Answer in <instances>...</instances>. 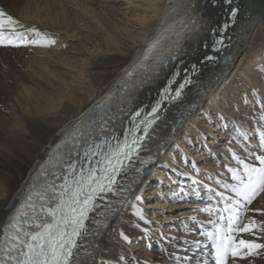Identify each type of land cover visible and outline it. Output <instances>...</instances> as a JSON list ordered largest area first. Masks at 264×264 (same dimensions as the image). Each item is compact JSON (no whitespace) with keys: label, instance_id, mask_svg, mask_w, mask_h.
Returning <instances> with one entry per match:
<instances>
[{"label":"bare ground","instance_id":"1","mask_svg":"<svg viewBox=\"0 0 264 264\" xmlns=\"http://www.w3.org/2000/svg\"><path fill=\"white\" fill-rule=\"evenodd\" d=\"M29 1L32 0H0V8L26 25L21 11L24 6L29 8ZM214 1L99 0L98 21H88L87 25L88 31L98 33L90 40V50L100 59L118 57V63L90 72L87 78L82 76L66 97L57 88H38L35 95L41 100L36 104L18 105L13 94L26 79L25 50L0 46V240L3 225L26 201L29 189L33 185L38 189L43 183L41 166L47 167L49 154L55 156L53 150L57 144L62 140L71 143L73 135L83 140L82 133L91 132L98 137V130L92 128L94 122L99 124L102 119L112 117L109 124L117 128L121 118L128 121L126 113L141 108L148 110L173 73L180 72L175 78L177 83L171 85L177 87L196 62L197 71L191 74L194 80L184 89L181 100H165L166 109L161 107L164 111L161 119L145 141L146 150L140 153L142 157L154 158L142 173L145 182L139 183L135 191L144 188L149 172L161 163L181 169L170 154L172 149L186 151L183 134L198 135L194 118L205 104L220 103L218 99L224 97L230 86L227 77L231 70L236 72L235 76L244 77L247 84L264 75V0H241L243 10L226 30V47L218 52L212 51L213 39L218 35L213 30L227 21V15L225 6L213 4ZM29 18L35 21V15ZM173 54L176 60L171 59ZM205 54H213L217 59L207 61ZM157 56L167 60L168 67L161 65ZM222 83L226 88L219 87ZM52 170L48 168L49 172ZM259 206L264 209V200L257 199L250 207ZM248 215L264 220L261 214ZM145 226L130 207L123 209L106 230L90 224L93 231H99V236L87 235L80 240L81 261L83 264H176L175 257L151 260L154 251L151 248L156 244L146 241L130 248L119 237L123 230L138 242L145 235ZM258 235L264 243V234ZM181 244L186 246L184 242ZM156 246L160 252L165 250L161 245ZM173 248L175 253L182 252L177 246ZM88 252L93 253L91 259L86 255ZM141 255L149 260H142ZM3 257L4 253L0 252V259ZM237 264H264V258L256 256L239 260Z\"/></svg>","mask_w":264,"mask_h":264},{"label":"snow or ice","instance_id":"2","mask_svg":"<svg viewBox=\"0 0 264 264\" xmlns=\"http://www.w3.org/2000/svg\"><path fill=\"white\" fill-rule=\"evenodd\" d=\"M222 3L227 21L213 30L218 33L213 39V52L226 47V30L236 22L243 10L241 0H222ZM55 43L56 38L51 34L35 26H25L0 8V46L49 47ZM171 59L176 60L177 56L173 54ZM204 59L215 61L217 57L205 54ZM157 60L165 68L168 67V61L161 56H157ZM177 75L179 72H174L169 78V86L162 90L150 111L145 113L141 108L126 113L128 121L121 118L117 128L109 124L112 117L102 119L99 124H92V128L99 132L98 137L91 132L82 133L83 140L73 135L71 143L62 140L56 145L53 150L55 156L50 153L47 167L41 166L43 183L39 184L38 189L35 185L29 189L30 195L26 201L15 209L8 218L9 222L3 225L0 252L4 253V257L0 259V264H83L79 252L80 240L87 235L99 236V231H93L90 224L106 230L127 207L133 210L138 221L149 223L143 207L144 196L137 194L135 189L139 183L145 182L142 173L154 157H142L140 153L146 150L145 141L161 119V102L181 100L184 89L192 83L185 75L183 82L171 88L177 83ZM253 92L255 94V90ZM99 107L97 105L96 109ZM253 119L259 126L251 131L242 124L234 125L235 135L232 139L237 141L244 154L234 149L231 142L227 146L231 162L223 165L226 169L224 178L214 181L223 191H216L206 183L202 185L206 206L195 207L191 211L204 213L207 218L201 221L198 215H189L185 219L193 222L195 228L189 229L187 224L185 228L189 231L199 229L198 236L203 239L185 240V251H191L193 256H176V264H192L197 253L203 257L201 264H237L238 260L256 256L264 258V243L257 242L260 239L258 234H264V220L248 215L250 212L264 215V209L250 207L264 193V104H261L260 113ZM172 131L175 132L176 128ZM253 137L258 144L250 148L248 142ZM240 139L245 143L240 144ZM49 167L53 169L51 172L48 171ZM192 169L200 173L195 162ZM181 175L188 176L189 173ZM200 187L201 181L193 178L190 191L181 198H201ZM214 200L215 204L212 203ZM96 216L102 219H96ZM136 227L139 228L140 224L137 223ZM242 234L254 238L247 239ZM119 237L124 242L130 241L123 230L119 232ZM159 239L163 241L167 238L161 234ZM86 255L91 259L93 253Z\"/></svg>","mask_w":264,"mask_h":264},{"label":"rangeland","instance_id":"3","mask_svg":"<svg viewBox=\"0 0 264 264\" xmlns=\"http://www.w3.org/2000/svg\"><path fill=\"white\" fill-rule=\"evenodd\" d=\"M216 2L223 4L222 0H216L213 4ZM98 4L99 0H32L28 9L24 6L21 14L22 21L26 23L25 26H35L42 32L51 34L56 38V43L49 47H22L28 56L26 55V61L24 60L23 63L26 79L21 83L23 85L16 87L13 93L18 105L38 103L41 98L35 95V91L40 88H57L63 96H69L70 88L76 87L82 76L87 78L90 72L118 63V57L110 60L100 59L93 56L90 50V40L98 33L88 31L87 25H89L88 21H98ZM30 15H35V21H31ZM232 71L234 70H231L227 77L231 81L228 83L230 86L227 87L228 91L225 90L224 97L218 99L220 103L217 106L205 104L196 115L197 119L194 118L193 122L199 132L198 135L183 134L182 139H185L187 143L185 144L186 151L172 149L170 154L181 169L163 163L159 164L149 172L144 188L136 192L144 196L143 207L149 223H146L145 235L140 238V241L136 242L130 238L128 245L134 248L133 246L137 243L141 245L148 241L163 246L165 249L163 252L156 250V245L151 248L154 250L151 251L153 255L151 260L155 262L164 256L167 258L193 256L191 251H185L187 246H182L181 242L203 238L198 236L199 229L189 231L185 228L186 224L189 229L195 228V224L185 218L189 215H198L201 221L207 218L204 213L191 211L192 208L206 206L203 184H208L216 191H223L214 181L224 178L226 169L223 165L231 162V155L227 151L229 143L231 142L232 147L241 155L244 154L237 141L232 139L235 135L234 125L242 124L249 131L259 126L253 117L258 116L261 104H264V75H261L254 83L247 84L244 83V77H239L238 74L235 76L236 72L232 73ZM219 87L226 88L224 83ZM253 88L256 89L255 94ZM188 140L191 142H186ZM242 143L245 142L240 139V144ZM257 144L255 137L248 142L250 148H255ZM182 157L187 159V163ZM193 162L200 169L199 174L192 169ZM184 172L189 175H181ZM193 178L201 181L199 189L202 192L201 198L197 199L195 196L181 198L184 193L190 191ZM257 199L263 201L264 193H261ZM212 203L215 204V200ZM217 206L222 207L223 205ZM248 214L260 213L250 212ZM161 234L167 238L164 243L159 239ZM242 235L247 239L254 238L247 234ZM261 237L257 242H262ZM174 246L182 252L175 253ZM159 253H163L162 256H159ZM141 258L145 261L149 260L148 257L142 255ZM202 260L203 257L197 253L192 259V264H201Z\"/></svg>","mask_w":264,"mask_h":264},{"label":"water","instance_id":"4","mask_svg":"<svg viewBox=\"0 0 264 264\" xmlns=\"http://www.w3.org/2000/svg\"><path fill=\"white\" fill-rule=\"evenodd\" d=\"M217 36H218V35H217ZM217 36H215V38H216ZM211 55H213V54H211ZM195 65H197L196 62H195ZM191 66H192V65H191ZM194 71H196V69L193 70V66H192V67L189 69V72H188L186 75L189 77V75H191ZM171 88L174 89V86H172Z\"/></svg>","mask_w":264,"mask_h":264}]
</instances>
